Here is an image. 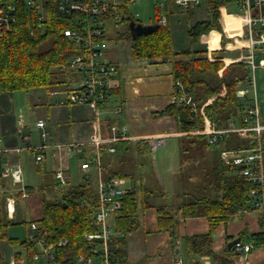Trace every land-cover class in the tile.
I'll use <instances>...</instances> for the list:
<instances>
[{"label":"trees","instance_id":"obj_1","mask_svg":"<svg viewBox=\"0 0 264 264\" xmlns=\"http://www.w3.org/2000/svg\"><path fill=\"white\" fill-rule=\"evenodd\" d=\"M59 1L36 0L33 5H28L25 0H15L17 21L10 32L0 36V94L36 88H44L49 92L64 82V74L59 67L70 56L78 53L80 46L65 35L64 30L75 25L74 14L62 12ZM205 1L210 17L188 24L189 46L182 50H176L173 46L170 19L167 25H159L158 28L138 34L136 37L132 36L129 28L127 35L135 58H145L151 62H171L175 82L182 81L186 90L194 96L199 108L209 98H213L204 106V112L218 127H225L232 118L241 123L245 106L237 97L236 89L238 80L243 78L246 70L241 62H232L228 65L224 63L222 55L225 48L212 52L216 56L214 60L209 59L207 50L194 52L192 46L201 37L209 36L213 31L222 32L221 7L233 3V0ZM173 3L175 0H167L165 6L167 11L168 6ZM187 8L190 18H193V8ZM41 9L44 11L43 20L40 19ZM120 13L121 23L127 22L129 26L131 20L138 21L126 16L128 11L122 4ZM225 43L226 40L222 37V47ZM223 86L226 93L220 95ZM113 92H119L118 85L113 88ZM176 92L180 93V89L177 88ZM166 114L176 120L178 131L190 132L204 127L203 117L199 112L191 113L189 108L176 102L154 113L155 116ZM140 142L142 140L136 143L140 155L151 151L147 143L143 141L142 146ZM248 145L249 139L241 138L236 133L223 134L216 142H211L206 134L186 133L180 136L178 138L180 186L177 195L180 201L178 203L166 201L164 197L166 192L162 188L153 189L142 184L139 193L129 189L123 198L122 208L115 217L117 234L111 240V247L116 252L118 263L130 264L126 257L127 236L141 228V212L155 208L159 230L169 231L172 238L177 237L180 214L184 218L188 216L207 218L209 223L207 232L183 237L186 264H201L198 260L200 257L210 258L212 264H235L232 248L226 245L222 252L214 251L215 232L221 224L227 227L233 216L243 214L248 209H255L250 191L257 187V184L246 181L241 173V167L226 164L219 153L223 149H238ZM114 146L115 153L106 150L102 152L104 166L108 173L126 177L129 173L125 171L124 165L135 158V144L132 140H122L115 142ZM194 159H197L199 164L191 165L193 174L187 175L188 170L185 172L183 165L185 161ZM92 182L91 178L84 177L83 182L74 187L64 188L52 198L44 194L43 214L35 221L39 223L40 229L49 232L51 241H58L62 237L69 241L65 247L56 249L58 264H74V257L88 250L84 234L96 226L92 217L94 211L92 207L96 204L97 196ZM56 184V181L44 182L42 189H53ZM6 195L4 191L0 192V247L2 242L6 241L10 245L26 248L31 245L27 238L20 240L9 235L10 226L16 222L9 219L5 205ZM245 235L246 233L242 232L239 236L245 240ZM231 238V235L227 234V240L230 241ZM248 239L254 241L256 246L261 247L264 244L261 232L251 233ZM15 256H19L18 252ZM3 262L4 257L0 248V264Z\"/></svg>","mask_w":264,"mask_h":264},{"label":"built area","instance_id":"obj_2","mask_svg":"<svg viewBox=\"0 0 264 264\" xmlns=\"http://www.w3.org/2000/svg\"><path fill=\"white\" fill-rule=\"evenodd\" d=\"M28 5H33L36 0H25ZM143 0H127L134 3ZM204 0H175V3L183 7H193ZM167 0H158L155 3L158 14L157 24L167 25L169 16L162 11ZM237 12L230 15L223 13L225 18L223 34L235 36L239 45L237 49L243 52L235 59L228 62H241L244 64L246 74L238 80L236 95L244 103L245 112L241 118V123L235 119H230L227 126L218 127L204 112V105L200 108L194 96L186 90L181 80L174 84L180 93L176 92L175 102L189 108L191 113L199 114L203 117V129H195L190 132L178 131L177 136L186 133L206 134L211 142H216L219 137L226 133H236L241 138L249 139L247 147L238 149H223L219 154L226 164L241 167V173L246 181L257 184L250 191L254 198L255 211L261 223V233L264 237V119L261 116L259 99L257 96L256 78V56L264 55V0H233ZM120 5L117 2L108 0H60L59 8L62 12L74 14V27L64 30L65 35L71 41L80 46V51L73 54L67 61L60 65L59 69L64 74V82L49 91V95L56 99V104L64 105H87L92 113L91 136L88 140L66 141L50 144L43 142L39 145L30 143V135L22 138L27 142L26 147H6L0 136V171L3 178L11 181L13 187L20 184L18 192L23 191V196H27L26 187L23 184V166L19 161L12 162L10 154H20L22 150H31L36 163L42 162L46 158L48 148L55 147L58 151H63L69 156L80 157V169L83 177L94 179V188L97 196L96 204L93 208V220L95 228L84 234L88 250L86 253L78 254L74 257V264H119L115 250L111 247V240L117 234L115 227V217L122 208L123 198L128 192L125 177L108 173L104 166L102 152L115 153V142L122 140H135L128 134L126 126L118 127L111 124L106 133L103 125L105 123V110L113 98L115 79L119 73V66L108 58V34L111 27H118L121 24ZM17 7L15 0H0V36L10 32L17 21ZM128 18L135 15L128 11ZM222 16V17H223ZM40 19H44V11L41 9ZM137 20V19H136ZM137 22V21H136ZM235 27V32L232 28ZM211 46V51L216 50V46ZM210 54V53H209ZM210 60H214V55H209ZM223 60V58H222ZM225 61V58L224 60ZM226 62V61H225ZM225 63L228 65L229 63ZM260 66L264 69V56L260 60ZM222 70H220V74ZM226 93L223 86L220 95ZM210 98L209 101H211ZM113 113L121 112V106L112 109ZM37 127L43 129L41 137L47 138L48 132L45 130L46 121L41 118L36 121ZM172 133H162L158 135L139 138L148 144L151 151H156L165 147ZM59 152V153H60ZM54 178L59 188H66L70 185L68 169L62 165L54 171ZM93 177V178H92ZM1 192L4 191L0 189ZM6 209L8 213L16 211V197L13 194L6 195ZM31 245L21 247L19 256H13V264H58L56 249L65 247L69 241L62 237L58 241H51L49 232L40 229L39 223L35 220L29 223V230L26 237ZM260 246H256L254 241L241 240L240 243L232 247V258L235 264L239 261L243 264H250V254ZM264 251V244L261 245ZM260 247V248H261ZM178 264H183L182 259Z\"/></svg>","mask_w":264,"mask_h":264},{"label":"crops","instance_id":"obj_3","mask_svg":"<svg viewBox=\"0 0 264 264\" xmlns=\"http://www.w3.org/2000/svg\"><path fill=\"white\" fill-rule=\"evenodd\" d=\"M225 20V19H224ZM222 22V20H221ZM224 25V21L222 22V28ZM234 30L235 27L232 26L231 30ZM223 31V30H222ZM217 33L218 35V44L216 45V50L220 48H225L224 57L225 59H235L230 55H227L229 52V46H232V42L234 41L235 36H226L223 32L213 31V33ZM210 34V35H211ZM209 35V36H210ZM208 38V36H205ZM222 37L225 38L226 43L222 47ZM211 48V46H210ZM212 49L207 50V55H213ZM241 52V50H239ZM210 53V54H209ZM239 53V52H238ZM223 56V55H222ZM238 57V56H237ZM236 57V58H237ZM119 66V75L118 78L115 79V86H119V92L114 93L113 98L117 99L115 106H121V112L113 113L111 108V102L108 104V108L105 110V123L103 125L104 133L107 132L109 126L111 124H116L118 127L126 126L128 130V134L135 140H132L135 144L134 147V156H140L138 151V146L136 143L139 142V138H145L148 136L158 135L162 133H172V136L168 139L171 141V148L173 155H178L179 147H178V138L180 136L175 135L178 130V125L176 120L166 114L163 116H155L154 113L164 110L168 105L175 102L176 98V87L175 80L172 74V64L169 61H160V62H144V68L139 72V69L136 67L123 66L122 64H118ZM121 72L124 73V77L121 76ZM13 93H8L6 96H12ZM46 96L49 95V92L45 90ZM111 99L114 100V99ZM6 109L9 110V97H5ZM42 97H38L35 101H39ZM210 99V98H209ZM45 111H42V115H39L36 119L43 118L46 121L45 130L48 132L47 138L43 140L40 136L38 137V141L32 139V135L23 134L21 131L22 128L7 127L3 131V135H0L3 140V144L6 147H17L20 146L19 143L24 141L22 138L25 135H30V143L32 145H39L43 142H48L50 144H54L57 142H66V141H81L88 140L91 136V120L93 113L91 109L87 105H64L60 106L56 104V99L54 102H49L48 99L44 98ZM116 101V100H115ZM212 101V99H211ZM264 119V118H263ZM22 122V121H21ZM37 126V125H36ZM39 128V127H38ZM41 129V128H39ZM43 132V129H41ZM41 132V133H42ZM143 142V141H142ZM140 142V145L143 146V143ZM168 142V143H169ZM27 144V142H26ZM29 151L31 150H22ZM21 152V153H22ZM58 151L54 146L48 148L46 151V158L40 162L36 163L33 159V163L36 166L40 167V170L45 174L47 171L54 178V171L57 167L63 166L68 169V175L70 177V183L72 180L71 177V167H70V159L72 156H69L67 153ZM20 154H10L8 157L12 162L21 161ZM78 158H80L78 156ZM22 163V162H21ZM46 163V164H44ZM48 164H51L53 167L51 170H47ZM80 165V163H79ZM23 166V165H22ZM45 166V167H44ZM142 168V167H141ZM24 170V167H23ZM44 170L46 171L44 173ZM81 170V169H80ZM180 172V164L176 169H174L173 174H179ZM83 177V173L81 178ZM5 180H9L4 178ZM172 182L176 183V190L173 189L172 193H169L165 190V199L169 200L170 198L177 199L178 193V185H180L179 177L177 176L171 178ZM10 181V180H9ZM3 183V188L8 189L7 187L11 185V182ZM44 176L42 178V183H44ZM24 184V183H23ZM7 186V187H6ZM24 186H31L29 184H24ZM32 187V188H31ZM27 187L26 190L29 191V194L26 199L29 200L28 206L30 207V212L34 214L33 218L28 219L26 213L21 212L19 207V201L21 198L16 200V211L12 213H8L9 219L15 222L23 221L26 224V236L29 230V223L33 220H37L42 217L43 214V197L42 199V211L41 214L39 212L40 206L37 202L33 201V186ZM42 187V186H41ZM16 193L18 194V188L15 187ZM128 189L137 191L136 187H128ZM165 189V188H164ZM64 190V188H60L59 191ZM58 191V193H59ZM16 197V194L10 192ZM32 198V199H31ZM173 202V201H172ZM36 212V214H35ZM256 215L249 214L244 212L245 222L244 224H240V227L236 230H229V223L227 227L224 224H221L216 229L217 234L215 235L213 241V249L216 253H220L223 251L224 247L229 242L227 240V234L231 235V239L239 236L242 232H245L246 241H248V235L251 233H259L261 232V223L258 217V213L255 211ZM142 226L144 227L142 233L139 234L138 240L136 238H132L126 244L127 249V258L130 264H178V261L182 259L183 264L187 263L186 254L185 257L182 256V250L184 249L183 237L188 235H193L197 233H204L209 230V223L206 217L198 216V217H189L184 218L180 214L179 219L180 223L177 227V237L172 238L171 234L167 230H159L157 224V210L155 208H148L142 214ZM233 225V224H232ZM141 226V227H142ZM141 229V228H140ZM137 232L139 230H136ZM136 231H133L136 232ZM136 236V235H135ZM134 236V237H135ZM143 242V245H142ZM141 244V245H140ZM21 250V247L16 249V253ZM15 253V254H16ZM202 258V257H200ZM204 259V258H202ZM209 259V260H208ZM144 260V261H143ZM199 260V259H198ZM250 264H264V251L263 248L257 247L249 256ZM201 263V261L199 260ZM207 262V263H206ZM205 264H212L210 258H206ZM191 264V263H190ZM202 264V263H201ZM239 264H243L240 262Z\"/></svg>","mask_w":264,"mask_h":264},{"label":"rangeland","instance_id":"obj_4","mask_svg":"<svg viewBox=\"0 0 264 264\" xmlns=\"http://www.w3.org/2000/svg\"><path fill=\"white\" fill-rule=\"evenodd\" d=\"M112 2H117L119 4H122L126 7L127 11L135 15L137 22H141L143 25H153L157 24V18L158 14L156 11L155 3L158 0H143L140 2H126L127 0H108ZM160 1V0H159ZM167 7H162V11L165 13L169 12L168 16L170 19V26L172 29V37H173V46L176 50H182L189 46V37L187 34L188 30V24H191L195 22V20L199 19H205L210 17L209 9L207 2L204 0L200 4L193 6V18L189 16L188 14V8L183 6H177L175 3L171 4ZM221 10L223 13H227V15H230L231 12L236 11L237 8L236 5L230 3L228 5H223L221 7ZM224 16L221 18L222 22L224 20ZM127 29H129V26L127 22H123L119 24L118 27H111L108 29V58L112 60V62H115L117 64H122L125 66V64L129 67H136L139 69V72L143 70L144 68V62L148 61V59H138L133 56V49L131 45V41L129 40V37L127 35ZM124 33V36H123ZM122 34V36H120ZM238 40H236V37L234 38V41L232 42V46H229V52L227 55L232 56L233 58H236L238 55H241L243 52H240L237 49ZM210 44L212 46H216L218 44V35L217 33H213L208 38L201 37V39L192 46L194 52L199 50H209ZM239 52V53H238ZM263 54H258L256 56V78H257V96L259 99V106L261 110V116L264 118V69L260 66V60L263 58ZM214 57H216L214 55ZM224 60V55L222 56ZM226 61V62H225ZM224 63H227L229 59H225ZM229 63V62H228ZM125 72H121L120 77H124ZM119 74H117L118 76ZM118 78V77H117ZM7 94H0V135H3V131L5 128L12 127L13 126L17 129L22 128L23 134H31L33 142L34 140L38 141V137L41 134V129H39L36 126L37 117L39 115H42V111H45V104H42L41 102H44V98L48 99L49 102H54L55 98L51 95L45 94L44 88H36L31 90H19V91H13L12 96H6ZM5 97H9V110L6 109V99ZM38 97H42V99L39 101H35ZM114 99V98H113ZM116 100V101H115ZM118 100L115 98L111 101V108H113ZM210 101L209 99L204 103L205 105L208 104ZM204 105V106H205ZM22 121V122H21ZM20 147H26L27 144L25 141H21L19 143ZM171 141L167 143V145L164 147L159 148L156 151H149L146 154H141L139 157L135 156V158L124 165L125 171L129 173L125 177L126 179V187H136L137 192L139 193L141 189V185L144 184L148 187H152L153 189H163L167 190L169 193L173 192V189L176 190V182L171 180L172 177H179V174H173L174 169L178 167L179 165V153L178 155H173L172 148H171ZM109 154V153H105ZM135 155V154H134ZM32 153L29 151H23L21 153V161L22 165L24 167L23 170V183L29 184L33 186V201L35 200L37 204L40 206V214L42 211V197L47 195V197H53L55 194L58 193L60 190L59 186L56 184L53 189H42V178L44 176L45 182H52L53 176L49 173V171H45L44 173L40 170L39 166H36L35 163H33L32 159ZM197 160V159H196ZM189 160V162L185 161V172L188 170L190 172H186L187 175L190 173L193 174L192 166L199 164V161ZM80 158H78L77 155H73L70 159V167H71V183L70 186L78 185L79 183L83 182L82 176V170H80ZM46 164V163H44ZM190 165V166H189ZM192 165V166H191ZM45 167V166H44ZM52 165L48 164L46 167L47 170L52 169ZM142 167V168H141ZM191 169V170H190ZM93 178V177H92ZM193 179V178H192ZM9 180H5L1 176L0 171V189L8 195L11 194L10 192L16 194V200L18 198H21L19 201V207L21 212L26 213V216L28 219L33 218L34 214L30 212V207L28 206L29 200L26 199L27 196L31 193L27 191L28 195L23 196V191L20 190V192L17 194L15 191L16 189H13L15 187H19L20 184H17V186H6L8 189L3 188V183L8 182ZM94 185V179L92 180ZM11 182V181H9ZM180 185H178L179 187ZM165 188V189H164ZM179 189V188H178ZM182 189V187L180 188ZM1 192V191H0ZM3 193V192H2ZM31 195V194H30ZM42 195V197H41ZM41 197V198H40ZM31 198V199H32ZM164 199V198H163ZM167 201V200H166ZM168 201H176L177 203L180 201L179 198L174 199L170 198ZM249 214H254V209H248L246 211ZM36 214V212H35ZM143 213L141 212V218ZM245 222V216L244 214H237L233 216L229 223V230H236L240 227V224H244ZM233 224V225H232ZM143 226L139 231L134 232L132 231L131 235L132 238H136L135 240H138L139 243V234L142 233ZM217 232H215V235ZM9 235L11 237L24 240L26 236V224L23 221L16 222V224H13L9 228ZM136 235V236H135ZM135 236V237H134ZM131 239L130 234L127 236V240L129 241ZM245 239L244 241H246ZM141 245V244H140ZM143 245V242H142ZM2 248V255L4 257L3 264H13V256L16 252V249L19 248V245H10L6 241L2 242L1 247ZM182 256L185 257V249L182 250ZM202 264H205L206 258H198ZM209 260V259H208ZM144 261V260H143ZM207 263V262H206ZM240 263V261H239Z\"/></svg>","mask_w":264,"mask_h":264},{"label":"water","instance_id":"obj_5","mask_svg":"<svg viewBox=\"0 0 264 264\" xmlns=\"http://www.w3.org/2000/svg\"><path fill=\"white\" fill-rule=\"evenodd\" d=\"M158 26L159 24L143 25L141 22H136L135 20L129 22V28L133 37H136L138 34L149 32L154 28H158ZM59 201H61V199H59ZM241 240V236L234 237L227 243V247L232 248L235 244L240 243Z\"/></svg>","mask_w":264,"mask_h":264}]
</instances>
